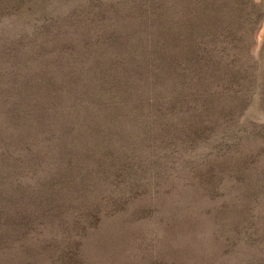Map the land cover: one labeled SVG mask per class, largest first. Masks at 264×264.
<instances>
[{"label": "rangeland", "instance_id": "rangeland-1", "mask_svg": "<svg viewBox=\"0 0 264 264\" xmlns=\"http://www.w3.org/2000/svg\"><path fill=\"white\" fill-rule=\"evenodd\" d=\"M0 264H264V0H0Z\"/></svg>", "mask_w": 264, "mask_h": 264}]
</instances>
